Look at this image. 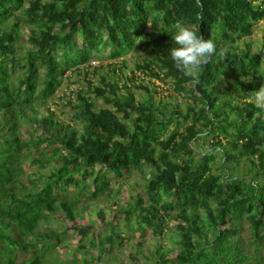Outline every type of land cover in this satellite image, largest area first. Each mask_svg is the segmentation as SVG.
<instances>
[{
    "label": "trees",
    "instance_id": "trees-1",
    "mask_svg": "<svg viewBox=\"0 0 264 264\" xmlns=\"http://www.w3.org/2000/svg\"><path fill=\"white\" fill-rule=\"evenodd\" d=\"M263 19L264 0H0V264H110L137 232L172 231L176 255L160 249L152 264H264V110L251 95L264 85V52L237 47ZM178 23L216 44L195 79L171 59ZM136 44L153 56L140 70L170 83L186 110L170 111L144 83V100L121 94L105 77L74 92L80 130L52 109L38 115L69 71ZM145 168L152 177L126 205L80 221V202L110 198L114 182ZM55 218L61 227L48 225Z\"/></svg>",
    "mask_w": 264,
    "mask_h": 264
},
{
    "label": "rangeland",
    "instance_id": "rangeland-1",
    "mask_svg": "<svg viewBox=\"0 0 264 264\" xmlns=\"http://www.w3.org/2000/svg\"><path fill=\"white\" fill-rule=\"evenodd\" d=\"M262 1L263 0H257V3ZM20 14L21 12L19 11V15ZM14 19L15 18H12L10 23L13 22ZM23 19L24 17L21 16L19 20L20 38L16 43V47L18 55L24 57L32 46L28 41L31 27L28 23L23 21ZM237 47L240 51L250 50L252 53L264 52V19L255 25L252 35L237 42ZM151 61H153V56L150 50L139 49L136 44L135 48L130 53L118 60L111 61L107 58L95 60L91 63L92 66L89 71H87L86 68H82L80 71H69L64 76L63 84L56 94L47 101H43L36 105L38 115H48V110L52 109L55 111L58 119L80 130L81 125L75 119L76 110L73 108V105L78 103L77 92H74L81 88H90L91 83L99 85L102 82V78L105 77L110 81L118 82L122 88L121 94L128 95L129 88L132 89V95L136 100H144L148 92L144 88H137V86H135L144 83L154 91V96L157 101L169 102L170 111L175 108L176 104H180L182 108L186 110L188 100L183 96H176L170 83L153 78L148 73L141 71L138 67L139 64L144 65ZM134 74L137 78L135 81L132 80ZM96 104L98 107H103V99H98ZM32 118H34V116H32ZM29 127L31 126L28 124L27 127L24 126L22 130L26 132V129ZM208 148H211V146L208 145ZM35 171V166L28 168V173L33 174V176H36L34 175ZM241 175L246 176L248 179L252 177V174L248 173L245 166L244 172H242ZM151 177L152 171L149 168L133 171L126 178L113 183V194L110 198L103 197L98 202H80L77 206L80 221H82V223L96 222L98 220L96 212L101 206L113 209L116 207L115 205L113 206L112 203H119L118 207H123L126 205L125 199H130V195L139 191ZM48 225L59 228L61 227V220L55 218L50 221ZM172 232H167L164 238H156L152 234L141 237L140 232H137L136 236L131 241L127 242L125 246L112 250V253L109 255V258H111L110 264H152L154 260L158 258L161 251L175 256L178 249L176 244L178 237L176 231ZM242 236L246 242L249 241L251 231L248 225L245 226V231L242 233ZM71 244L70 248L74 250L76 246L75 238H71ZM63 256L66 257L67 255L63 253ZM20 259L22 258L20 257Z\"/></svg>",
    "mask_w": 264,
    "mask_h": 264
},
{
    "label": "clouds",
    "instance_id": "clouds-1",
    "mask_svg": "<svg viewBox=\"0 0 264 264\" xmlns=\"http://www.w3.org/2000/svg\"><path fill=\"white\" fill-rule=\"evenodd\" d=\"M175 47L170 51L176 68L186 76L197 78L203 65L217 54L216 44L210 37L205 39L192 28L178 23L171 34ZM222 56V54H221ZM256 107L264 110V85L251 93Z\"/></svg>",
    "mask_w": 264,
    "mask_h": 264
}]
</instances>
